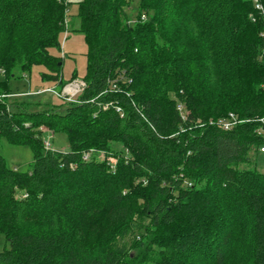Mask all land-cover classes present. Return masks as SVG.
I'll return each instance as SVG.
<instances>
[{
	"label": "trees",
	"instance_id": "trees-1",
	"mask_svg": "<svg viewBox=\"0 0 264 264\" xmlns=\"http://www.w3.org/2000/svg\"><path fill=\"white\" fill-rule=\"evenodd\" d=\"M68 8L0 0V92L21 94L11 82L36 67L64 89L62 35L71 27L88 47L73 101L0 104V143L34 154L28 172L0 154V264H264L254 1L83 0L71 19ZM230 115L239 123L224 131ZM43 127L67 135L68 150H47Z\"/></svg>",
	"mask_w": 264,
	"mask_h": 264
},
{
	"label": "rangeland",
	"instance_id": "rangeland-1",
	"mask_svg": "<svg viewBox=\"0 0 264 264\" xmlns=\"http://www.w3.org/2000/svg\"><path fill=\"white\" fill-rule=\"evenodd\" d=\"M67 1V0H65ZM83 0H68L69 8H68V16L71 19L72 16L77 14L78 4H80ZM137 6V2L135 3ZM134 21L137 15V9L133 12ZM69 19V20H70ZM62 40V51L59 53V56L63 58L64 66H63V79L64 82L68 83L65 88H67L71 83L76 80H83L87 73V44L84 40V37L81 34H76L70 31L68 34H63L61 37ZM43 73H47V70L43 67H36L33 69L30 78H24L21 80H15L11 82V87L14 92H20L22 94H27L29 91L36 92L39 90H45L48 87L54 88L56 91L62 92V89L59 86H55L52 83H43L41 80V75ZM77 76L76 80L73 81L74 76ZM85 82V81H84ZM19 89V90H18ZM50 89V88H48ZM61 92V94H62ZM42 95V94H40ZM40 95H31L32 97H39ZM31 96H22L24 98H28ZM42 102H50L52 100L54 105H60L62 101L57 97L56 94L54 96L45 95L42 97ZM38 99V98H32ZM64 99V98H63ZM73 101V100H71ZM40 132L43 134V139L45 143L49 142L52 146L53 150L56 151H66L69 147L68 137L64 133H56L53 134L47 130V128L43 127L40 129ZM94 153V152H93ZM0 154L5 158L6 164L8 168L12 170H16L18 172H28L31 164L34 161V154L29 147L26 146H14L8 143L6 139H3L0 143ZM252 158H254V163L251 169H257L258 172L264 174V154L257 153L251 154ZM99 160H103L104 156H98ZM244 168V166L242 167ZM127 240H130L127 239ZM6 248H9V243L5 240L4 236H0V252H3ZM134 252V251H133Z\"/></svg>",
	"mask_w": 264,
	"mask_h": 264
},
{
	"label": "built area",
	"instance_id": "built-area-1",
	"mask_svg": "<svg viewBox=\"0 0 264 264\" xmlns=\"http://www.w3.org/2000/svg\"><path fill=\"white\" fill-rule=\"evenodd\" d=\"M255 5V11L259 14V16L262 19L263 23V31L262 36L264 37V4L261 2V0H253ZM253 21H255V18H253ZM4 73L0 71V82L2 81L1 78L3 77ZM86 87V83L83 80H76L75 82L71 83L67 88L64 89L62 94H58L54 89H45V90H39L37 92H31L29 91L27 94H6L0 92V104H3L6 102V100H12L18 97L22 96H31V95H40V94H56L57 96L66 99L67 101L73 100L78 94H80L84 88ZM180 111H182V108H179ZM264 124V120L261 121ZM239 123L238 119L234 115H230L228 119H223L218 122V126L224 130L229 131L233 127H235ZM45 147L47 150H53L52 146L49 142L45 143ZM261 152L264 153V147L261 148ZM100 156H104L105 154L101 153ZM90 154H85L83 159L85 161L90 160ZM113 164L115 165L116 162L112 160Z\"/></svg>",
	"mask_w": 264,
	"mask_h": 264
}]
</instances>
